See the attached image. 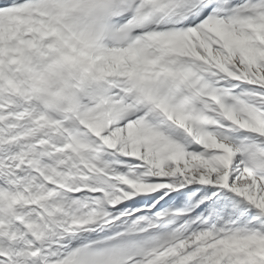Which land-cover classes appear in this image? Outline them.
Returning a JSON list of instances; mask_svg holds the SVG:
<instances>
[{"label": "snow or ice", "instance_id": "6c2138e0", "mask_svg": "<svg viewBox=\"0 0 264 264\" xmlns=\"http://www.w3.org/2000/svg\"><path fill=\"white\" fill-rule=\"evenodd\" d=\"M0 264H264V0H0Z\"/></svg>", "mask_w": 264, "mask_h": 264}]
</instances>
